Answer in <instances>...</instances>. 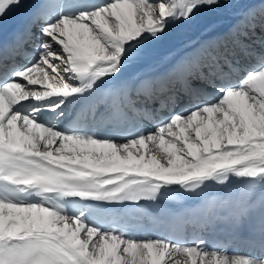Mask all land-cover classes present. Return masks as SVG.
I'll return each instance as SVG.
<instances>
[{
    "label": "snow or ice",
    "instance_id": "snow-or-ice-1",
    "mask_svg": "<svg viewBox=\"0 0 264 264\" xmlns=\"http://www.w3.org/2000/svg\"><path fill=\"white\" fill-rule=\"evenodd\" d=\"M259 3L231 47L206 42L163 72L127 76L147 45L221 0H0V24L27 15L0 42V264H264V53L256 67L240 65L258 28L264 47ZM17 57L25 63H5ZM193 75L216 95L177 111ZM83 97L141 130L62 127L65 109ZM173 187L200 198L184 214L205 228L217 208L247 221L246 251H208L203 235L126 238L117 219L99 220L100 203L155 201Z\"/></svg>",
    "mask_w": 264,
    "mask_h": 264
},
{
    "label": "bare ground",
    "instance_id": "bare-ground-1",
    "mask_svg": "<svg viewBox=\"0 0 264 264\" xmlns=\"http://www.w3.org/2000/svg\"><path fill=\"white\" fill-rule=\"evenodd\" d=\"M30 1H32V0H30ZM238 1L239 0H230L229 4L227 6H225L224 8H219V10L215 9V14L219 17H222L223 15L230 13L231 9H234V5ZM240 1H242V0H240ZM249 8H254L257 10V12H259L260 8H261L259 0H256V1H250L249 0L248 2H245V9L240 13V15H238L236 18L229 21L232 16H235L237 14V12H234L227 20L229 22L225 21L226 23L223 24L222 26H220V34L221 35L224 34L225 29L227 27H229V25L232 24V21L237 20V19L241 21V18L244 15L245 11ZM208 12H211V11L208 10ZM12 14L14 15V14H16V12L12 13ZM203 19H204V17L202 18V20ZM210 20H213L212 13H208V15L206 17L207 22H209ZM230 22H231V24H230ZM191 24H192V21L190 22V24H187V25L181 24V25L173 26L170 29V31L165 35V37H163L160 41H157V42H154L152 44L147 45L145 50H144L143 57L139 61L130 63L128 65V67L125 69V75H127V76L140 75L141 74L140 72H142V71L144 72L148 68L149 64H146V63L149 62L152 58H153V62H155V59L157 57L155 54L156 53H161V54L164 53L165 49H167L169 47V45H171V43H173L172 47L181 48V47L188 45L189 43L192 42L189 45V49L187 50V55H189L194 49L198 48L201 44L206 43L208 36L216 37L215 35H216V33H218V30L213 31L212 29H209L207 31H204L202 33L194 35V34H192ZM193 38H196L197 41L194 42ZM187 55H183L182 57L187 56ZM140 64H141V66L139 67ZM138 68H141V69H138ZM165 70H166V68H163V71H165ZM212 98H211V100H212ZM189 107H191V106H189ZM174 188H178V187H174ZM177 259L181 261V264H183V260H184L183 257H177Z\"/></svg>",
    "mask_w": 264,
    "mask_h": 264
},
{
    "label": "rangeland",
    "instance_id": "rangeland-1",
    "mask_svg": "<svg viewBox=\"0 0 264 264\" xmlns=\"http://www.w3.org/2000/svg\"><path fill=\"white\" fill-rule=\"evenodd\" d=\"M248 1L249 0H242V1L239 0L234 5V9H231L230 13L225 14L222 17H219L215 14V9L210 10L211 12H208V10L201 12L200 14H198L195 17L194 20H192V24H191L192 34L197 35L199 33L207 31L209 29H214L218 26H222L223 24L226 23L225 21H227L228 18L234 12H237V14L235 16H232L231 19L229 20V21H231L232 19H234L238 15H240V13L245 9V2H248ZM250 1H256V0H250ZM229 2H230V0H221L222 7H220V8H224L225 6H227L229 4ZM217 10H219V8H217ZM208 13H212V15H213V20H210L209 22L206 21V17L208 15ZM203 17H204V19L202 20ZM229 21H227V22H229Z\"/></svg>",
    "mask_w": 264,
    "mask_h": 264
}]
</instances>
